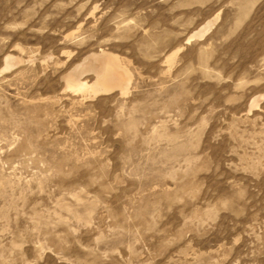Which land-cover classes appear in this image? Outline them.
<instances>
[{
  "label": "rangeland",
  "instance_id": "rangeland-1",
  "mask_svg": "<svg viewBox=\"0 0 264 264\" xmlns=\"http://www.w3.org/2000/svg\"><path fill=\"white\" fill-rule=\"evenodd\" d=\"M0 264H264V0H0Z\"/></svg>",
  "mask_w": 264,
  "mask_h": 264
},
{
  "label": "bare ground",
  "instance_id": "bare-ground-1",
  "mask_svg": "<svg viewBox=\"0 0 264 264\" xmlns=\"http://www.w3.org/2000/svg\"><path fill=\"white\" fill-rule=\"evenodd\" d=\"M220 13L216 14L213 19L208 20L196 30H194L187 42L190 43L196 38H203L217 23ZM30 61H34L31 59ZM19 63V60L14 57L7 58V65L13 68ZM86 72H93L95 79L88 83L82 79V75ZM133 73L124 64L122 58L110 51L101 49L98 52L90 53L82 62L69 71L65 76L66 88L73 93H82L84 97H94L99 94H105L120 89L124 95L130 91V86L133 82ZM263 96L256 97L251 102V109L259 106V102ZM85 99V98H84Z\"/></svg>",
  "mask_w": 264,
  "mask_h": 264
}]
</instances>
